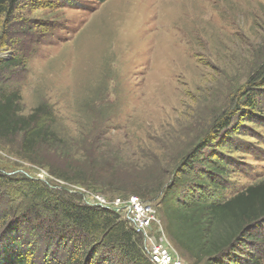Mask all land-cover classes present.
I'll return each instance as SVG.
<instances>
[{"label": "rangeland", "instance_id": "1", "mask_svg": "<svg viewBox=\"0 0 264 264\" xmlns=\"http://www.w3.org/2000/svg\"><path fill=\"white\" fill-rule=\"evenodd\" d=\"M0 35V86L19 90L24 114L46 102L62 132L95 137L108 150L132 154L141 145L168 159L188 151L200 162L183 169L189 181L178 187L181 197L225 201L264 181V85L253 82L264 68V0H17L0 16ZM5 60L15 64L2 67ZM203 140L210 143L200 149ZM17 150L0 142V172L77 200L98 193ZM200 179L212 182L201 186ZM158 217L166 229L160 208ZM30 232V264L69 260L54 245L46 255L39 233ZM252 233L241 245L264 264V220Z\"/></svg>", "mask_w": 264, "mask_h": 264}, {"label": "trees", "instance_id": "2", "mask_svg": "<svg viewBox=\"0 0 264 264\" xmlns=\"http://www.w3.org/2000/svg\"><path fill=\"white\" fill-rule=\"evenodd\" d=\"M16 1L0 0V16L10 13ZM2 44L0 35V48ZM14 64L15 60L1 63L2 67ZM257 78V84L264 85V68L254 83ZM21 99L19 90L0 86V142L12 151L18 147L19 155L56 178L92 188L111 200L116 195H137L155 202L169 238L194 264H263L261 256L247 254L241 244L254 236L252 230L264 220V181L225 201L208 200L202 193L181 197L178 187L189 181L183 169L200 162L193 154L183 150L168 159L156 148L141 145L132 154L108 150L95 137L62 132L56 112L46 102L24 114ZM228 122L226 118L218 129ZM209 143L201 141L200 149ZM207 169L221 172L214 165L207 164ZM4 170L0 172V220L4 219L0 221V264L32 262L36 248L25 235L27 230L39 233L38 244L46 248V255L52 245L67 250L69 260L59 264H106L105 260L155 264L144 249L143 236L119 212L91 205L83 196L69 198L67 192L54 191L41 180ZM212 181L197 183L205 186ZM105 248L113 251L111 257L100 253Z\"/></svg>", "mask_w": 264, "mask_h": 264}, {"label": "built area", "instance_id": "3", "mask_svg": "<svg viewBox=\"0 0 264 264\" xmlns=\"http://www.w3.org/2000/svg\"><path fill=\"white\" fill-rule=\"evenodd\" d=\"M91 205L119 212L143 236L144 249L155 264H186L172 245L164 224L158 217L156 204L137 195L109 200L101 193L85 198Z\"/></svg>", "mask_w": 264, "mask_h": 264}]
</instances>
